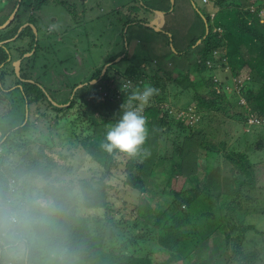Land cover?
I'll list each match as a JSON object with an SVG mask.
<instances>
[{
	"label": "rangeland",
	"instance_id": "rangeland-1",
	"mask_svg": "<svg viewBox=\"0 0 264 264\" xmlns=\"http://www.w3.org/2000/svg\"><path fill=\"white\" fill-rule=\"evenodd\" d=\"M45 1L38 5L35 0H29L28 3L30 6L32 4L31 7L25 9L20 6L17 8L19 10L18 17L21 20L27 19L29 14L35 19V24L31 23V26L33 29H38L35 37L39 41V48L34 54L37 67L31 73H33L32 77H37L34 90H41L44 94L41 93L39 100L31 101L28 106L30 109H27L20 91L15 90L14 94L19 99L16 106L12 108L7 94L13 84L7 80L0 84L2 100H5L6 103L4 112L0 115V126L10 115L11 119L15 121L11 125L14 128L20 121L27 119V112H29L28 128L20 133L13 132V129L9 130L8 134L11 140L6 145H2L3 149L0 148V152L2 150L4 162L12 172L15 167L19 169L26 167L22 171V176L18 175L17 179L24 180L21 187H25L28 189L27 192H30L29 200L36 196L32 209L36 207H40L42 211L54 209L51 198L42 192L46 179L56 184L71 180L72 193L75 197H73V204L69 212H75L77 215L92 219L91 224L97 217L112 218L115 222L113 229L117 230L118 234L104 241L103 251L108 256L120 251L128 254H146L151 257L162 255V252L159 253L161 247L158 245L157 236L154 234L156 230L153 227L142 224L136 227L138 231L136 233L134 232L135 228L132 227L133 221L138 215L135 206L139 201L141 202V198L139 199L138 196L141 191L131 188L124 181L129 155L118 152L116 165L104 175V168L76 139L71 130L72 126L69 124V122L75 121L73 124L80 130L78 134H82V136L85 134L86 121L87 124L91 122L93 125L92 118L83 116L77 118L78 114L83 115V103L79 100L75 105L69 106L70 103L67 102L57 106L61 109L52 107L55 104L54 99L59 100V97L69 95L73 81H82V86L77 85L82 87L80 91L88 89L89 87L86 85L83 87L86 83L85 80L110 56L119 53L117 58H121L118 61H112L118 68L126 66L133 60L145 59L147 62L143 63L144 69L146 68V72L155 77L154 80L159 85L161 93L159 104L162 109V117H166L165 120L168 121L171 118L181 121L187 129L180 130L174 122H171V126L166 123L162 124L156 138L158 155L164 158V163L172 160L174 171L165 170V165L156 167L155 172L148 176L147 189L141 195L147 197L150 203L154 204L157 201L161 204L162 209H168L165 201L168 199L170 187L168 186L163 191H157L155 187L164 185L166 180L170 179L171 187L175 189L196 186L205 193L209 191L214 201L220 205L219 202H224L222 197L232 194L235 185L234 172L236 171L235 165L225 157L223 152L233 150L246 154L253 164V185L252 187L248 184L242 186L241 206L237 208L236 213L238 218H244V223H251L256 227V230H246L245 242L242 246L244 251L253 255V264H264V127L257 131L258 128L254 129V126L251 125L252 119L245 120L241 117L247 114L245 112L247 103L239 106L232 100V104L229 103L230 105L224 108L223 113L205 111L197 105L191 90L183 89L174 81L180 72L184 73L187 67L192 66L195 59L199 60L195 47H188L191 37L204 36L208 31L217 33L219 37L223 33L225 34L223 25L217 26V23L221 22L218 20L220 19L218 14L220 8L213 0H207V6L202 0H62L64 3H60L59 0ZM255 1L257 3L250 5L249 10L250 12L257 11L260 21H263L264 0ZM155 2L157 3L155 4ZM231 2L228 0L224 5L230 8ZM13 3L14 0H5V3L0 4V8H3L0 10V25L7 21L8 17L3 19L4 14ZM240 3L242 7L249 6L247 4L246 6L244 1L240 0ZM151 6L165 9L163 10L165 18L163 26L159 27L160 23L157 21L155 24L146 23L148 17H152ZM203 14L208 15L207 23ZM128 18L129 20L142 19L143 21L128 22L126 21ZM157 20L161 21V17H158ZM12 21L16 20L12 19ZM248 21L254 24L251 19ZM19 29L20 26L18 31ZM16 35L14 34L12 38ZM199 40L200 38L197 42ZM22 42L25 41L18 39L15 44ZM196 45L199 46L200 43H196ZM225 51V49L224 51L212 50V56L215 59H219L223 52L222 60L226 63L224 67L222 65L220 67V63L216 60L215 64L211 58H207L205 63L207 67L212 68L207 75L211 77L216 90L232 93L236 90L234 89L235 85L237 84L238 88L242 79L248 75V67H244V76L243 72L239 76L231 75ZM41 52H45L44 54H47L49 60L45 61ZM16 55L15 52L12 53L13 58L17 57ZM199 57L201 58L200 55ZM44 62L47 63L46 72L42 68ZM16 65L17 63L14 64L11 61V63H7V66H3L7 68L6 76L14 80L20 77V72H16ZM21 67L22 71L26 70L25 63ZM204 75H206L205 72ZM116 80L120 84L124 79ZM92 82L94 83L95 80ZM129 86L122 83L117 90H114L102 85L93 92V96L98 102L107 96L113 98L115 95V101L123 106L127 103L131 92L124 96V103L123 100L121 101L123 93H120L140 87L135 85L129 88ZM89 101L94 102L92 99ZM239 102L243 103L245 100L242 99ZM0 105L4 106L2 102ZM10 109H12V113ZM95 111V117H97L95 122L101 121L99 118L103 114H107V111L103 109ZM163 111H166L168 116H163ZM67 120L68 122H66ZM109 124L111 122L107 126ZM188 128L192 129V132L204 133L203 138L208 142L218 144L221 141L224 146L222 147L223 144L220 143L217 145V150L205 149L195 143L200 139L199 136H195L196 141L188 146L190 143L186 136V133L190 132ZM0 131H3L2 128ZM50 133L55 135L53 139L47 141L41 138L42 134L50 136ZM13 135L16 136L12 137ZM27 138H30L27 145L14 144L22 143ZM258 140H261L260 146L257 144ZM41 148H44L43 151L52 157L50 178L34 176L29 169L32 164L31 159ZM45 160V162L48 161ZM176 162H180L179 168ZM242 176L243 174L240 175V177ZM83 178H104L109 184L106 195L107 209L83 207L81 200L78 199L81 193L78 182ZM15 189L16 186L11 179L9 192L11 193ZM18 191L20 192V188ZM244 195H246L245 198ZM9 201H12L11 196L7 201L0 200V229L4 231V238L14 240L15 244L9 245V249L4 250L0 264H23V246L27 242L38 244L35 243L36 234L30 225V219H37L36 211L38 209L31 212L28 210V204L22 200L20 206L23 207L24 212L19 218L15 211L10 210L11 203ZM14 202L16 203V200ZM205 202L206 199L203 198L201 203L191 204L187 208L197 210L203 208L202 205ZM177 207L185 209L181 204H178ZM10 216L15 217L18 222L23 220L22 227L15 229L14 225L18 222L12 223L9 220ZM127 237L128 239H126ZM198 248L199 255H193V259L185 264H194V261H202L204 264L205 261L208 264H236L230 256H227L231 254L230 249L225 243L222 231L217 228H210L204 244L199 245ZM106 254L103 255L106 256ZM50 259L51 261L47 256H44L45 262L53 264L54 259Z\"/></svg>",
	"mask_w": 264,
	"mask_h": 264
},
{
	"label": "trees",
	"instance_id": "trees-1",
	"mask_svg": "<svg viewBox=\"0 0 264 264\" xmlns=\"http://www.w3.org/2000/svg\"><path fill=\"white\" fill-rule=\"evenodd\" d=\"M28 1L29 0H14V3L10 5L9 9L5 12L3 19L10 16L11 11L14 10L17 4L18 8L23 6L27 9L30 6ZM226 1L228 0H213L220 8L218 12L220 19L218 20H221V22H218L217 26L223 25L225 34L223 33V35L219 37L217 33L208 31L204 36L191 37L188 47H195L198 54H196V56L199 60L195 59L192 66H190V68L187 67L184 73L180 72L179 76L174 78V81L176 84L181 85L183 89L191 90L197 105L205 111H219L223 113L224 108L232 104V100L235 104H239V106H243V104L247 103V110L245 111L247 114L241 117L245 120H247V118L252 119L253 123L251 125L254 126V129L258 128L257 131H259L264 127V20L260 21L257 11L250 12L249 10L250 5L257 3L255 0H241V2L244 1L245 5H249H246L247 7H242L241 3L239 4L240 0H231L230 8L224 5ZM43 2L46 1L35 0V3L38 5ZM59 2L64 3L62 0H59ZM1 3H5V0H0V4ZM1 9L3 8H0V10ZM16 11L15 17L13 18L16 21L11 20L4 28H0V41L9 39L13 37L14 34H17L13 39L7 40L0 45V64H2L0 66V84L5 80L13 84L9 90V94H7L8 98H10L12 108L16 106V102L19 99V97L14 94L15 90L20 91L23 101L26 103V107L29 106L31 101L39 100L41 93L44 94L41 90H34L37 77H32L33 73H31V71L35 70L37 67L34 54L39 48V41L36 39V34L31 26V23L35 24V19L29 14L27 19L21 20V18L18 17L19 10ZM206 15L203 14L207 23L208 15ZM248 19H251L254 24H251ZM147 20L146 23L148 22ZM126 21L139 22L143 20L138 19V21H134L128 18ZM25 22H27V24L18 31L19 26ZM36 30L38 32L37 28ZM199 38L200 40L197 42ZM18 39H20V41L24 40V45H20V43L15 44ZM196 43H200V45L198 46ZM214 49L220 51L226 50L224 54L226 55L227 64L231 68V75L239 76L244 71V67H248V75L242 79L241 85L238 86V88L237 84L235 85L234 89L236 90L232 93H227L225 90L218 92L216 87L212 84L211 77L207 75L212 69L206 66L205 60L207 58H211L215 64L216 61H218L220 67L221 65L222 67L226 65L222 60V57H224L223 52H221L219 59L213 58L212 50ZM13 50L17 51V54L21 57L19 66L20 77L15 80L6 76L7 68L3 67L11 62L8 57L12 55ZM31 50V54L23 56L25 52ZM44 53L45 52H41L43 59H45V61L49 60L46 56L47 54ZM117 56H119V53L110 56L103 65L89 75L88 79L85 80L86 83L83 85V87L85 85L89 87L88 89L80 91L82 87L77 88L76 86L82 83V81H73L70 87L71 89L69 90V95L66 97L58 96L59 100L53 99L58 104L69 102V106L75 105L79 100L83 103V115L80 113L77 115V118L81 116L84 118H92L94 121L93 125L91 122L87 124L86 121L84 125L85 134L82 136V134H78L80 130L73 124L75 121H73V123L71 121L69 124L72 126L71 130L76 136V139L95 161L104 168L105 172L103 174L106 175V173L111 170V167L116 165V157L119 151L114 150L110 153L104 150L101 146L104 140V132L106 131L107 124L109 122L114 123L124 109L115 101V95H113V98L107 96L101 101L96 102L93 92L102 85L117 90L120 86L116 80L118 78H128L133 81L134 86H140L127 91L124 90L125 92L122 91L120 94L123 93L121 96V101L123 100V103L125 101L124 96L137 88H143L146 84L150 83V85L158 90L152 97L151 102L145 106L142 111V115L145 117L146 121L145 141L135 155L129 156L126 163L125 183L129 184L133 189H138L142 194L147 189L148 176L155 172L156 167L165 165V170L174 171L173 161L168 160L164 163V158L158 155V143L156 138L162 124L166 123L171 126V122H174L180 130H186L187 127L184 126L181 121H175L173 118L168 121L165 120L166 117H162V109L159 104L161 101L159 85L158 82L154 80L155 77L152 74H148L141 66V63L145 59H136L129 62L126 66L118 68L114 65V59ZM112 61L114 62L112 63ZM23 63L26 65V70L24 71H22L21 67ZM106 63H108V65L106 69L103 70V66ZM42 68L43 71L46 72L47 63L44 62ZM204 72L207 76L204 75ZM244 75L245 73L243 72V76ZM92 80H95V82H91ZM2 97L0 93V102L5 101L2 100ZM91 99L94 100V102H88V100ZM242 99L245 100V102H239ZM133 103L135 104L136 102ZM51 104L52 103H50V105ZM54 107L55 109H61L57 108V106ZM28 109L30 108L28 107ZM101 109L107 111V114H103L99 118L101 121L95 122V118L97 119V117H95V110ZM11 110L12 109H10V112L12 113ZM164 115L168 116L166 111L163 116ZM13 122L15 121L12 120L9 115L4 123L1 124L0 128H2V130H7L4 131V133H8V131L11 130ZM27 122L28 121L24 119L20 121L16 127L12 128L13 132L16 131L20 133L25 131L28 128ZM66 122H68V120ZM8 124L10 125L9 127H7ZM58 127H60V125H58ZM188 129L190 131L186 133L190 141L188 146L196 141L195 136H199L200 138L195 143L201 145L205 149L217 150V145L220 143L223 144L222 147L224 146V143L221 141L218 142V144L210 143L203 138L204 133L192 132V129ZM4 135V139L0 142L1 145H6L7 142L11 140L9 134ZM14 136L16 135L12 137ZM54 136L55 135H51V133L50 136L42 134L41 138L49 141L53 139ZM29 140L30 138H27L22 143L14 144L27 145ZM69 141L72 143L71 139H69ZM257 144L260 146L261 140H258ZM43 150L44 148H41V150L33 156L31 159L32 164L29 169L34 176L50 178L52 175V157L48 156ZM1 153L2 150L0 152V200L7 201L8 197L11 196L12 201H9L11 203L10 210L15 211L17 215H19V218L22 217L24 212V210H22L23 207L20 206V203L23 202L22 200L28 204V210L31 212L38 209L36 211L38 214L37 219H30V225L36 234L35 243L38 244H29L27 242L25 245L24 243L23 264H49V262L44 261V256H47L49 261H51L50 258H53V264H185L193 259V255H199L198 247L204 244L210 228H217L222 231L225 243L228 244V249H230L231 252V254L227 256H230L236 264H253V255L249 252H245L242 246L245 242L246 230H256V227L251 223H244V218H238L236 213L237 208L241 206L242 186L248 184L252 187L253 185V164L244 153L233 150L223 152L225 157L235 165L237 172H234L235 185L231 196L228 194L227 197H222L221 199H223L224 202H219L220 205L214 201L209 191L205 193L196 186H186V188L184 187L183 189H175L171 187L170 179H167L164 185L155 187L157 191H163V189H166L168 186L170 187L168 199L165 201L168 209H162L160 207L161 204L157 201L152 204L147 197L141 194L138 195L139 199L141 198V202L139 201L137 206H135L138 215H136L137 217L133 221L132 227L135 228V233L138 232L136 227L142 224L143 226H151L156 230L154 234L157 236L158 245L161 247L159 253L162 252V255H158L157 257H151L146 254H128L124 251L108 256L103 251L104 241L118 234V231L113 229L115 222L112 218L97 217L94 223L91 224L92 219L77 215L75 212H69L73 204V197H75L74 193H72L71 180H69V182L56 184L46 179L47 181L43 185L42 192L51 198L54 209L46 211H42L40 207L32 209L33 200H36V196L34 197V194L31 192L34 198L29 200L28 194L30 192L28 193V189L25 187H21L24 180L20 181L17 179L18 175L22 176V171H24L26 167H20L21 169L15 167L13 169L14 172H12L5 164L4 155ZM45 159L48 161L45 162ZM176 165L179 168L180 162H176ZM241 174H243L242 177H240ZM11 179L16 189L10 193L9 186ZM190 179L193 181L192 178ZM78 183L81 189L78 199L81 200V204L84 208H103L104 210L108 208L106 195L109 184L104 178H83L80 179ZM19 188L20 192L18 191ZM245 197L246 195H244V198ZM203 198L206 199V202L202 205L203 208L197 210H190L187 208V206L189 207L191 204L201 203ZM14 200H16V203ZM178 204L183 205L185 209L182 210L180 207H177ZM9 220L12 223L18 222L10 218ZM21 221L23 225V220ZM22 225L19 228H21ZM3 232L4 231L0 229V262L4 250H8L9 245L15 244L14 240L4 238ZM126 239H128V237ZM122 243L124 244V241ZM103 254H106V256ZM194 264L204 263L202 261H194ZM205 264L208 263L205 261Z\"/></svg>",
	"mask_w": 264,
	"mask_h": 264
},
{
	"label": "clouds",
	"instance_id": "clouds-1",
	"mask_svg": "<svg viewBox=\"0 0 264 264\" xmlns=\"http://www.w3.org/2000/svg\"><path fill=\"white\" fill-rule=\"evenodd\" d=\"M203 2L207 3V0H203ZM155 21L156 20H154L153 23H150L148 20L147 23L155 24ZM157 23H159V21H157ZM25 24L26 22L23 23L22 25L25 26ZM36 31L37 30L35 28V31H34L35 34H36ZM10 39H13V38L11 37L7 40H10ZM3 43H0V45ZM31 52L32 50L29 52H25L24 55L27 56L31 54ZM117 57H116L117 60L115 59L114 61H118L121 58V57L119 58ZM145 62L147 61L144 60L141 63V66L143 68H144L143 63ZM107 65L108 63L104 64L103 70L106 69ZM123 79L124 80L120 83V85L124 83V85H130L129 88L134 86L132 80L128 78H123ZM76 87L78 88V86ZM157 91L158 90L154 86L150 84H146L143 86L142 89L137 88L136 90L131 92L127 103L122 106L124 110L120 113L119 118L114 123L109 124L106 128V131L104 132V140L101 145L104 148V150L110 153L115 150V151H119L122 153H126L129 156H133L139 151L140 146L144 143L145 137H146V121H145V117L142 115V111L144 107L147 106L151 102L152 97L156 94ZM134 101L136 102L135 104L133 103ZM54 103H55L54 106L63 105V104L56 103V101H54ZM54 106L52 107L55 108ZM4 134L8 135V133L0 132V137H1L0 142L4 139L5 137ZM0 148H2L1 143H0Z\"/></svg>",
	"mask_w": 264,
	"mask_h": 264
},
{
	"label": "crops",
	"instance_id": "crops-1",
	"mask_svg": "<svg viewBox=\"0 0 264 264\" xmlns=\"http://www.w3.org/2000/svg\"><path fill=\"white\" fill-rule=\"evenodd\" d=\"M203 1V0H202ZM157 2H155V4H156ZM205 3V2H204ZM206 5L205 6H207L208 4L207 3H205ZM150 8H152L153 10L151 11V14H152V17H148V20H149V22L150 23H153L154 22V20H156V21H159V27L160 26H163L164 24H165V18H164V12H163V10H165L164 8H161V7H158V6H151ZM160 18L161 17V21L160 20H157V18ZM147 20V21H148ZM149 23V24H150ZM158 29V28H157ZM132 40H135V39H132ZM20 45H24V43L22 42V43H20ZM13 52H15L16 54H17V51H15V50H13L12 51V53ZM12 55H10L9 56V58H10V60L15 64L16 62L15 61H19L18 62V64L16 65L17 66V69H16V72L17 73H19V66H20V62H21V57H19V55L17 54L16 56L17 57H14V58H12L11 57ZM23 56H25L24 54H23ZM8 100H9V102H10V98H8ZM1 103V102H0ZM3 103V105L4 106H1L0 105V115H2V113L4 112V107H5V105H6V103H5V101H3L2 102ZM27 109H28V107H26ZM37 116V115H36ZM28 118H29V112H27V121H28ZM10 125L8 124L7 125V127H9ZM13 128V126L11 127V129ZM4 131H7V130H3V131H0V132H4Z\"/></svg>",
	"mask_w": 264,
	"mask_h": 264
},
{
	"label": "water",
	"instance_id": "water-1",
	"mask_svg": "<svg viewBox=\"0 0 264 264\" xmlns=\"http://www.w3.org/2000/svg\"><path fill=\"white\" fill-rule=\"evenodd\" d=\"M17 8H18V4L15 6L13 13L10 14V16H9L8 19H7V21H6L5 23H3V24L0 25V28H3V27H5L7 24L10 23L11 19L14 17V13H15V11L17 10ZM22 26H24V25H22ZM22 26L20 27V29L22 28ZM20 29H19V30H20ZM34 31H35V29H34ZM6 40H7V39H6ZM6 40L0 41V43L5 42ZM15 62L18 64L19 61L17 60V61H15ZM81 85H82V84H79L78 86H81ZM21 225H22V221L18 222L16 225H14V228L17 229V228H19Z\"/></svg>",
	"mask_w": 264,
	"mask_h": 264
},
{
	"label": "built area",
	"instance_id": "built-area-1",
	"mask_svg": "<svg viewBox=\"0 0 264 264\" xmlns=\"http://www.w3.org/2000/svg\"><path fill=\"white\" fill-rule=\"evenodd\" d=\"M10 219H11V220H13V221H15V220H16V219H15V217H13V216H11V217H10Z\"/></svg>",
	"mask_w": 264,
	"mask_h": 264
},
{
	"label": "flooded vegetation",
	"instance_id": "flooded-vegetation-1",
	"mask_svg": "<svg viewBox=\"0 0 264 264\" xmlns=\"http://www.w3.org/2000/svg\"><path fill=\"white\" fill-rule=\"evenodd\" d=\"M2 64H0V66H1Z\"/></svg>",
	"mask_w": 264,
	"mask_h": 264
}]
</instances>
